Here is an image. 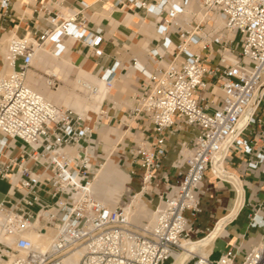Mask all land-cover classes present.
<instances>
[{
	"label": "built area",
	"instance_id": "obj_1",
	"mask_svg": "<svg viewBox=\"0 0 264 264\" xmlns=\"http://www.w3.org/2000/svg\"><path fill=\"white\" fill-rule=\"evenodd\" d=\"M63 2L56 0L53 13L45 9L51 25L36 36L10 34L0 64V179L21 189L16 200L0 201V264H172L174 254L183 250L182 240L198 232L193 228L200 211L195 190L205 172L224 163L235 142L252 152L251 141L239 138L250 126L259 128L261 145L248 167L264 160V122L255 115L264 101V0H115L116 5L131 4L158 15L163 54L171 56L165 61L153 50L158 58L153 73L137 58L131 61V68L148 81L129 116H146L153 131L129 152L131 163L142 170V190L155 182L167 138L178 124L197 129L190 145L182 143L178 157L163 170L162 175L170 173L177 180L158 194L152 223L134 221L127 204L118 201L111 207L99 199L89 159L95 145L92 126L27 82L37 48L48 45L57 56L63 36H89L94 53H101V31L87 33L79 11H58ZM10 3L0 0L2 20L10 18ZM193 6L203 12L201 18ZM42 73L47 87L56 89L61 79ZM113 75L106 70L101 79L110 84ZM84 87L97 91L95 85ZM36 221L39 234L52 231L45 248L25 236ZM184 264H264V233L241 260L228 248L216 260L193 253Z\"/></svg>",
	"mask_w": 264,
	"mask_h": 264
},
{
	"label": "crops",
	"instance_id": "obj_2",
	"mask_svg": "<svg viewBox=\"0 0 264 264\" xmlns=\"http://www.w3.org/2000/svg\"><path fill=\"white\" fill-rule=\"evenodd\" d=\"M55 7L56 0H11L10 18L8 20L0 18V64L4 60L7 37L10 34L18 37L36 36L51 25L46 19L45 9H51L53 13ZM193 10L198 19L203 16L198 7L193 6ZM58 11L61 13L79 11L85 17L87 33L99 29L102 40L98 49L101 53L99 55L94 53L88 42L89 36L83 40L66 35L61 39L63 50L59 55L55 56L48 45L40 46L36 50L34 60H37L44 71L53 70L64 81L71 82L69 76L74 74L72 84L78 77L98 83L106 70H112L114 75L111 87L106 90L102 101V95L95 97L102 111L97 114L93 112V115L89 114L92 109L84 111L86 109L74 100L77 97L80 102L83 101L79 99L81 98L77 93L79 90L73 85L70 89L64 86L51 89L46 86L44 78L31 69L27 82L57 105L74 108L87 124L92 126L91 139L97 150L89 151L91 164L96 166L99 162L101 155L96 151L105 153V160L96 168L93 181L96 194L111 206L120 201V196L124 199L123 204L136 194L143 208L151 211L145 206L142 198L151 205H157L158 194L163 192L165 185L177 180V176L170 173L162 175L163 170H168L178 157L180 145L182 143L190 145L197 132L194 127L178 124L180 126L167 138L164 153L160 156V167L155 171V182L146 185L142 190V170L131 163L129 152L144 137L153 135V131L152 124L146 116L136 118L129 116L136 97L144 90L148 81L141 72L131 68V61L132 58H137L146 72H154L158 58L153 50L160 54L164 53V34L159 32L157 27L159 17L153 12L134 8L131 4L116 5L115 0H64ZM215 23L220 24V20L215 18ZM171 39L175 40V37L171 36ZM162 59L169 61L171 56L165 53ZM71 93L75 95L69 98ZM203 94L209 99L212 97L210 91ZM255 115L264 122V101L259 104ZM259 131L257 126H250L239 137L251 141L250 154L245 152L242 143L235 142L229 147L223 166H220L225 174L227 171L237 177L238 181L234 184L240 191L238 197L235 189L233 193L231 187L225 184L217 185L210 170L205 172L202 186L195 190L200 211L195 215L194 229L204 234L211 233L219 220L232 211L211 239L208 254L212 260H216L228 248H233L237 260H241L263 238L264 160L253 168L248 167V161L254 160L260 149ZM114 144L119 147L114 148ZM115 149L118 150L113 154ZM13 155H17V151H14ZM117 160L123 168L119 166ZM215 173L222 178V175L216 171ZM228 183L232 185L231 182ZM14 184L16 187L11 189L10 181L0 179V201H14L19 197L21 189L16 182ZM197 236L198 234L193 232L191 239Z\"/></svg>",
	"mask_w": 264,
	"mask_h": 264
},
{
	"label": "bare ground",
	"instance_id": "obj_3",
	"mask_svg": "<svg viewBox=\"0 0 264 264\" xmlns=\"http://www.w3.org/2000/svg\"><path fill=\"white\" fill-rule=\"evenodd\" d=\"M220 24H221V21H220ZM6 41H7V39H6ZM7 71H9L8 68L6 69V72ZM46 71H50V72L55 73L53 70H46ZM84 84H89L90 86L91 85H95L97 87V91L96 92L89 91L87 88L84 87ZM75 85L78 86L77 89L80 92L86 94L87 98L90 99V100L92 99L93 96L96 97V96H101L102 95L101 101H102L103 97L106 94V90L111 87L110 84H107L101 78H99V82L98 83H92V82H89V81H87V80H85L83 78L81 79V78L78 77L75 80ZM45 98L47 100L51 101L47 97H45ZM51 102H53V101H51ZM53 103L56 104L55 102H53ZM63 107H65V108H71L73 111L76 112V110L74 108H72V107H68V106H63ZM100 108L101 107H100V104H99V106L97 107L96 111H92V110H90V111L95 112L97 114L98 112L102 111ZM220 166H223V162H219V163L216 162L213 165V168H212L213 171H211V173H214V176L219 177L218 175H216V173H215V171H216L219 175H222V178L221 177H219V178L222 179V180H224V181H226V182H231V181L232 182L233 181L236 182V181H238V179H237V177L235 175L230 174L227 171H226V174H225L223 171H221ZM94 178H95V176H94ZM93 189H94V184H93ZM136 196H137L136 194L133 195L132 196V200L127 204V208L129 210V213L132 215V219H133V216L135 215V212H134L135 211V208H134V206L136 204V202H135L136 201ZM99 199H101L104 203L109 204L107 201H105L101 197H99ZM111 207H113V206H111ZM153 219H154V212H152V218L149 220L148 223H152ZM222 224H223V222H220L217 225V227L211 233H208L209 235L207 234L208 236L202 238L201 240H198V241H196V240L194 241L192 239L182 240L181 245L183 247V250L181 252H178V253L174 254V259L175 260H174V262L172 264H184L186 262V260L193 253L199 254L200 256H206L209 253L210 248H211V243H210L211 242V239L218 232V230H219V228L221 227ZM39 226L40 225H39L38 221H36L33 224V227L25 233V236L28 239H30L35 245H37V246H39L41 248H45L49 244V242H50V240L52 238V231L50 229L46 228V233H44V235H41V234H39V231L37 230L39 228ZM79 256H80V251H78V252H76L74 254V260L75 261L78 260Z\"/></svg>",
	"mask_w": 264,
	"mask_h": 264
},
{
	"label": "rangeland",
	"instance_id": "obj_4",
	"mask_svg": "<svg viewBox=\"0 0 264 264\" xmlns=\"http://www.w3.org/2000/svg\"><path fill=\"white\" fill-rule=\"evenodd\" d=\"M34 59H35V58H34ZM31 70L34 71L35 73H37L38 75H41V76L43 75L42 72L44 71V70L42 69V67L40 66V64L37 62V60H34V64H33L32 68H31ZM42 77H43V76H42ZM74 77H75L74 74H70L69 79L71 80V82H67V81H64V80L61 79V81H60V83H59L58 86H64L65 88L70 89V88H72V85H73V86H75L76 88H78V86L75 85V82L72 84V80L74 79ZM77 93H78L79 97H81V98H79V99H83V101L80 102V101L78 100L77 97L74 98V100H76L77 103H79L80 106H82L84 109H86V110H84V111H87V110H89V109H92V110H96V109H97V107H98L99 105H98V102H96L94 96H93L92 99L90 100V99L87 98L86 94H84V93H82V92H79V91H78ZM74 95H75V93H71V94H69V98H70V97L72 98ZM84 99H85V100H84ZM88 100H89V101H88ZM89 114L93 115V112H92V111H89ZM19 144H20V142L18 141V144H17V145H19ZM117 147H119V146H115V144H114V148H117ZM93 150H97V147L94 146ZM116 150H118V149H115V150L113 151V154H116ZM97 152H98V154H100L101 156H100V159H98V160H99L98 164H97L96 166L93 165V167H94V176L96 175V168L99 167L100 164H101L102 162H104V160H105V153L102 152V151H100V150L96 151V153H97ZM114 152H115V153H114ZM117 159H118V158H117ZM125 159H127V158H125ZM117 161H118L119 166L122 167V164L119 162V160H117ZM122 168H123V167H122ZM213 176H214V175H213ZM214 179H215L217 185H218V184H222V185L225 184V185L231 187V188L233 189V193H234V189H235V191H236V197H238L240 191H239V189L235 186L234 181H233V182L231 181V183H232V185H233V186H232L230 183H228V182H226V181L220 179L219 177H215V176H214ZM233 187H234V188H233ZM98 196H100V195L98 194ZM142 199H143V201H144L145 206H146L147 208L151 209V211H146V210L143 208V205H141V203L138 201V200H139V197H137V198H136V201H137V204H139V205L137 206V204H135V206H134V208H135V211H134V212H135V215L133 216V219H134L136 222L148 223L149 220L152 218V212L154 211V206H155V205H153V204H152V205L149 204V203L147 202V200L144 199V198H142ZM236 199H237V198H236ZM123 200H124V199L121 198V196H120L119 204H122V202H124ZM130 200H131V199H130ZM130 200H128L126 203H129ZM233 200H234V197H233ZM233 200H232V203H233ZM136 201H135V202H136ZM198 201H199V200H198ZM126 203H123V205L126 204ZM199 208H200V205H199ZM31 209H32V211H35V210H36V207H33V208H31ZM231 212H232V211L228 212L227 215H225L224 217H222V218L219 220V222H218L217 224H219L220 222H223V224H224V223L226 222L227 218H228L227 216H228ZM217 224H216V225H217ZM197 234H198V236L195 237V238H192V240H194V241H195V240H196V241L201 240L202 238H204L205 236H207L208 233H207V234H204L203 232H201L200 230H198ZM41 235H44V234H41ZM45 236H46V235H45ZM165 264H168V261H166Z\"/></svg>",
	"mask_w": 264,
	"mask_h": 264
}]
</instances>
